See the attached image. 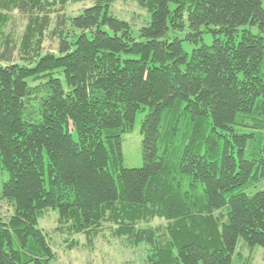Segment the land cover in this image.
<instances>
[{
    "label": "trees",
    "instance_id": "obj_1",
    "mask_svg": "<svg viewBox=\"0 0 264 264\" xmlns=\"http://www.w3.org/2000/svg\"><path fill=\"white\" fill-rule=\"evenodd\" d=\"M124 1L0 0V264H55L51 210L69 237L110 225L145 264L264 249V191L249 193L264 181V0H136L138 37L113 12ZM139 112L144 166L127 169Z\"/></svg>",
    "mask_w": 264,
    "mask_h": 264
},
{
    "label": "rangeland",
    "instance_id": "obj_2",
    "mask_svg": "<svg viewBox=\"0 0 264 264\" xmlns=\"http://www.w3.org/2000/svg\"><path fill=\"white\" fill-rule=\"evenodd\" d=\"M92 6L91 2L69 4L65 8L64 12L69 17H76L81 15L86 8ZM63 12V13H64ZM113 12L120 16L121 19L128 21L132 27L133 32L138 37L140 30L147 27L150 24V16L146 11L142 10L136 0H126L124 2L116 4ZM118 16V17H119ZM55 15L53 18L55 19ZM53 19V20H54ZM54 24H52L51 31ZM24 26L21 27L23 31ZM258 34L260 30L258 27H246ZM188 29L179 32H170L169 37L174 39L175 37L184 39ZM215 36L213 33L204 35L203 40L196 44H190L184 42L183 46L185 51L191 55L197 47L205 44L212 45ZM44 54L47 52H55L56 55H60L57 51V44L52 40H47L44 43ZM1 49V38H0ZM4 64V63H3ZM64 80V78L62 77ZM147 112H139L134 124V129L130 134H126L123 139L122 152L124 167L127 169H141L144 166L143 153H142V123L146 117ZM74 139L78 140L77 134H74ZM8 180V175L0 170V189L4 182ZM264 191V181L258 184L255 188L251 189L249 193L255 194L257 192ZM8 209L5 207V210ZM57 214L54 211H49L46 216L40 221V228L44 230L51 240V245L57 254V260L55 264H145V253L143 249H134L127 245L121 239L114 238L112 235V227L105 225L101 234L98 237L89 240L84 234L70 235L62 234L57 231L58 222ZM163 221L156 219L151 226L158 227L163 225ZM150 226V225H149ZM73 244L72 249L69 245ZM241 245V244H240ZM240 251V249H239ZM248 264H264V249L261 247L253 248L248 247L241 250ZM251 255V256H249ZM233 264H242L239 260L238 254L233 258Z\"/></svg>",
    "mask_w": 264,
    "mask_h": 264
}]
</instances>
